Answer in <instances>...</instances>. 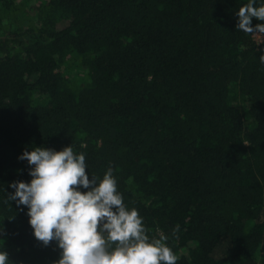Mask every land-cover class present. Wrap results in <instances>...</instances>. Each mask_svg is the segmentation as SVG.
I'll return each mask as SVG.
<instances>
[{"label": "trees", "instance_id": "1", "mask_svg": "<svg viewBox=\"0 0 264 264\" xmlns=\"http://www.w3.org/2000/svg\"><path fill=\"white\" fill-rule=\"evenodd\" d=\"M246 3L41 0L24 24L25 3L0 0V251L11 264L60 258L27 206L5 200L32 179L25 150L68 145L89 179L112 166L177 264H264V43L236 28ZM74 58L85 81L60 70Z\"/></svg>", "mask_w": 264, "mask_h": 264}, {"label": "clouds", "instance_id": "2", "mask_svg": "<svg viewBox=\"0 0 264 264\" xmlns=\"http://www.w3.org/2000/svg\"><path fill=\"white\" fill-rule=\"evenodd\" d=\"M236 15L237 30L264 37V4L248 0ZM253 18L262 23L253 25ZM259 60L264 64V54ZM19 159L31 166L32 179L12 182L14 192L5 203L27 206L34 236L44 246L57 242L61 252L55 264H177L169 236H150L138 209L125 203L111 165L102 179L93 174L89 179L85 154L75 153L71 145L59 151L34 147ZM179 230L177 224L172 237ZM0 264H11L6 251H0Z\"/></svg>", "mask_w": 264, "mask_h": 264}, {"label": "rangeland", "instance_id": "3", "mask_svg": "<svg viewBox=\"0 0 264 264\" xmlns=\"http://www.w3.org/2000/svg\"><path fill=\"white\" fill-rule=\"evenodd\" d=\"M21 3H25V7L22 9V12L20 13L23 17L24 24H30L37 19V16L35 15L34 7L40 3L41 0H17ZM20 16V17H21ZM262 37H253L254 40L259 41ZM73 58V57H72ZM61 72L65 76H69L70 79L75 80L76 82H81L86 80V70H83L78 65L77 58L71 59V61L68 59L60 68Z\"/></svg>", "mask_w": 264, "mask_h": 264}, {"label": "built area", "instance_id": "4", "mask_svg": "<svg viewBox=\"0 0 264 264\" xmlns=\"http://www.w3.org/2000/svg\"><path fill=\"white\" fill-rule=\"evenodd\" d=\"M263 38V37H262ZM262 38L260 40H262Z\"/></svg>", "mask_w": 264, "mask_h": 264}]
</instances>
